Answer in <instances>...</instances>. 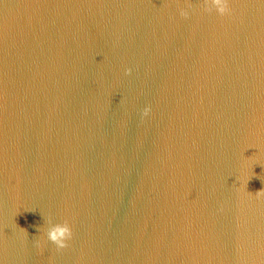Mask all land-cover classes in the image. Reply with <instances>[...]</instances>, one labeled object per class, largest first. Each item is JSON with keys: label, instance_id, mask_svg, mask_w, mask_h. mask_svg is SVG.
<instances>
[{"label": "water", "instance_id": "1", "mask_svg": "<svg viewBox=\"0 0 264 264\" xmlns=\"http://www.w3.org/2000/svg\"><path fill=\"white\" fill-rule=\"evenodd\" d=\"M0 264H264V0H0Z\"/></svg>", "mask_w": 264, "mask_h": 264}, {"label": "clouds", "instance_id": "2", "mask_svg": "<svg viewBox=\"0 0 264 264\" xmlns=\"http://www.w3.org/2000/svg\"><path fill=\"white\" fill-rule=\"evenodd\" d=\"M210 2L215 7L217 13L224 14L226 11V0H210ZM179 14L181 16L188 15L183 9L180 10ZM46 236L57 248H63L66 245V241L71 237V229L67 223H50Z\"/></svg>", "mask_w": 264, "mask_h": 264}]
</instances>
